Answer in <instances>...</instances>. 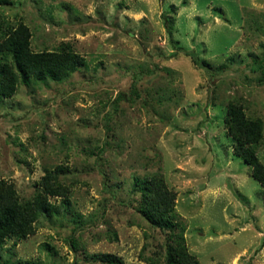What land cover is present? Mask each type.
I'll return each mask as SVG.
<instances>
[{"label": "rangeland", "instance_id": "rangeland-1", "mask_svg": "<svg viewBox=\"0 0 264 264\" xmlns=\"http://www.w3.org/2000/svg\"><path fill=\"white\" fill-rule=\"evenodd\" d=\"M19 21L34 51L67 42L85 65L65 81L18 83L0 96V179L28 198L44 167L59 164L71 190L69 210L50 197L61 213L7 239L0 264L162 255L164 233L128 204L132 175L154 171L175 192L186 248L201 264H264V188L224 129L229 100L261 119L264 164V0L0 4L3 25ZM192 50L209 66L195 65Z\"/></svg>", "mask_w": 264, "mask_h": 264}, {"label": "trees", "instance_id": "trees-1", "mask_svg": "<svg viewBox=\"0 0 264 264\" xmlns=\"http://www.w3.org/2000/svg\"><path fill=\"white\" fill-rule=\"evenodd\" d=\"M9 0H0L6 4ZM31 32L26 24L16 25L0 22V96L9 97L18 83L29 85L38 82H62L85 65L84 58L67 42L54 49L34 51L30 47ZM197 66H209L198 60L194 51H186ZM121 98V95L118 96ZM259 118L245 114L240 103L229 100L224 119L225 134L231 140L233 153L251 166V176L264 188V164L257 156L263 128ZM65 173L63 165L53 169L44 167V174L36 184V190L28 198H20L14 185L0 179V250L5 241L17 240L33 233L35 222L41 216L61 213L50 197L62 196L61 206L69 210L70 185L61 180ZM129 205L152 227L164 233L163 254L145 257L146 264H201L188 252L184 239V223L177 219L174 210L175 192L165 184L161 172L133 174L129 186ZM112 233V232H111ZM114 239L116 238L113 233ZM74 244V243H73ZM99 264H124L123 259L111 252L92 253L88 256Z\"/></svg>", "mask_w": 264, "mask_h": 264}]
</instances>
